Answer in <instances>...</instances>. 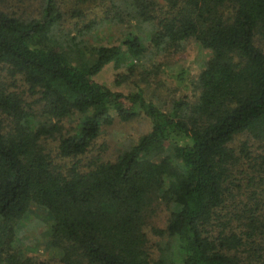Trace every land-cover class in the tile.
<instances>
[{"label":"trees","instance_id":"obj_1","mask_svg":"<svg viewBox=\"0 0 264 264\" xmlns=\"http://www.w3.org/2000/svg\"><path fill=\"white\" fill-rule=\"evenodd\" d=\"M85 3L101 15L86 18ZM63 7L0 0V70L11 79L0 80V264H42L14 237L31 204L50 216L60 264H264V0ZM67 14L86 20L65 28ZM132 21L149 25L148 47L138 29L111 45L79 39ZM189 40L201 52L196 94L167 107L139 86L122 92L93 78L110 64L113 83H126L147 49L177 52ZM140 115L149 129L105 157L100 136ZM238 134L258 150L242 141L236 151ZM155 203L168 216L151 231L167 248L153 257L143 227Z\"/></svg>","mask_w":264,"mask_h":264},{"label":"rangeland","instance_id":"obj_2","mask_svg":"<svg viewBox=\"0 0 264 264\" xmlns=\"http://www.w3.org/2000/svg\"><path fill=\"white\" fill-rule=\"evenodd\" d=\"M58 1L61 6H64V9H70V0ZM96 4L97 3L79 4V8H81L86 18H92L94 14L98 17L101 15V6ZM88 5L90 9L86 7ZM86 18L77 19L67 14L65 15L63 26L65 28H72L75 22L78 23L80 19L85 21ZM125 24V26L124 24H119L120 26H102L84 33L79 39L87 46L111 45L117 43L123 31L126 33L129 30H134L137 33L139 30L142 43L148 47L146 38L149 32V25L142 24V26H137V30L133 25V21L130 23L126 22ZM146 51V54L139 62V66L135 69V73L130 77L128 82L115 85L113 83L115 72L110 64L104 66L101 71L95 74L93 76L94 80L111 89L122 92L132 90L134 85L139 86L143 89L145 98L155 102L161 107H167L171 100L181 96L189 97L196 94L193 81L198 72L201 52L194 42L190 40L184 42L181 49L177 52L165 50L160 53L152 54L150 49ZM0 80L6 84L11 81L5 70H0ZM9 90H11V88ZM69 124V121H64L62 125L67 128ZM148 129L149 123L147 119L140 115L124 123H113L107 128V136L103 133L98 142L104 141L105 138L108 139V152L106 155L104 154V156L111 157L109 154L115 153L116 149H120L128 143H133L139 135L146 132ZM242 141L247 142L250 148L249 150L254 152L258 150L256 142L248 139L246 134H238L235 136L231 142V146H234L236 151H238V146ZM44 142L48 149L54 151V140L46 138ZM81 159L85 161L83 158ZM233 192L236 191L233 190ZM167 216L168 211L164 205L155 203L143 227L147 237V249L153 257H156L159 252L165 251V248H167V241L165 238L158 237L152 233L151 230L152 228H162L166 222ZM49 226L50 216L47 210L36 204H31L25 215L17 222L14 237L22 253L37 257L42 264H60L57 259L58 251L49 245Z\"/></svg>","mask_w":264,"mask_h":264}]
</instances>
